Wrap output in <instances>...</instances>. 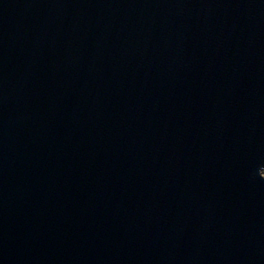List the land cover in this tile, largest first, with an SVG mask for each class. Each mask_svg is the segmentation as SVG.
Returning a JSON list of instances; mask_svg holds the SVG:
<instances>
[{"label": "water", "instance_id": "water-1", "mask_svg": "<svg viewBox=\"0 0 264 264\" xmlns=\"http://www.w3.org/2000/svg\"><path fill=\"white\" fill-rule=\"evenodd\" d=\"M0 264H264V0H0Z\"/></svg>", "mask_w": 264, "mask_h": 264}]
</instances>
